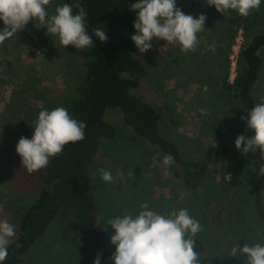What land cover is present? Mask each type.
I'll return each instance as SVG.
<instances>
[{"label":"rangeland","instance_id":"obj_1","mask_svg":"<svg viewBox=\"0 0 264 264\" xmlns=\"http://www.w3.org/2000/svg\"><path fill=\"white\" fill-rule=\"evenodd\" d=\"M176 2L194 18L206 15L199 45L194 52L182 53L179 46L154 38L150 50L140 53L137 49L134 55L142 60L147 73L131 93L161 112V134L175 142L181 153L203 159L207 171L197 187H185L176 176L178 163L174 161L167 169L162 161L153 166V157L159 161L166 153L137 135L125 122L122 110L107 108L104 119L115 126L116 137L103 140L89 168L98 216L105 226L110 216L137 214L144 202L161 214L186 208L202 226L194 237L205 246L199 253L202 264H244L243 256L227 254L236 242L240 246L264 243V217L256 205L259 168L264 162L259 149L243 154L235 147L238 135L254 133L241 119L247 115L240 100L232 99L222 88L227 62L233 81L241 48L264 31V4L242 17L235 11L223 15L206 0ZM63 3L52 0L49 14H55ZM36 23L30 21L0 45V218L15 225L14 240L23 210L40 193L41 174L46 169L29 174L15 145L21 136L31 138L32 125L42 109L63 106L70 110L87 75L79 50L72 45L64 48ZM212 44L214 52L209 50ZM259 54L262 67L253 91L257 103L264 100V46ZM101 168L113 176L118 171L121 175L114 182H104L98 171ZM262 196L264 208V190ZM112 234L111 226H105L107 264H114ZM77 244L67 222L57 216L17 264H81Z\"/></svg>","mask_w":264,"mask_h":264},{"label":"trees","instance_id":"obj_2","mask_svg":"<svg viewBox=\"0 0 264 264\" xmlns=\"http://www.w3.org/2000/svg\"><path fill=\"white\" fill-rule=\"evenodd\" d=\"M135 0H64L83 7L87 13V31L93 35L91 48L79 50L86 61L87 75L80 85L81 95L72 99L69 113L86 123L85 138L64 146L62 153L49 159L41 174L42 187L36 199L23 210L17 238L9 247L4 264H17L43 236L49 224L57 217L67 222L78 242L81 264H93L101 254V264H107L104 225L98 216V204L91 187L90 165L93 163L103 140L116 137L115 126L104 119L107 108L122 110L125 122L135 133L171 154L178 163L185 187L195 188L207 171L206 162L195 156L181 153L177 144L161 134V112L141 97L131 93L140 85L147 69L135 57L137 48L131 40L136 16L131 5ZM235 22V21H234ZM105 30L108 40L101 43L93 30ZM236 37V36H235ZM234 37V38H235ZM264 46V31L252 37L239 52L236 76L230 81V61L223 79V93L240 100L241 107L251 109L257 102L254 86L262 67L259 54ZM264 162V159H263ZM264 176L260 175L256 187V205L264 217L262 192ZM195 250L202 253L204 243L197 238Z\"/></svg>","mask_w":264,"mask_h":264},{"label":"clouds","instance_id":"obj_3","mask_svg":"<svg viewBox=\"0 0 264 264\" xmlns=\"http://www.w3.org/2000/svg\"><path fill=\"white\" fill-rule=\"evenodd\" d=\"M51 3L52 0H0V22L3 23L0 45L35 20L37 27L46 28V34L57 37L64 48L69 45L77 50L91 48L94 41L93 35L87 31L85 9L76 5L79 11L74 12L72 4L63 3L55 8V14H49ZM206 3L223 15L235 11L247 17L252 11L259 10L264 0H206ZM131 8L136 12L133 21L135 32L131 40L140 53L153 47L154 38L179 46L182 53L196 51L199 34L206 28L205 14L195 18L185 14L176 0H135ZM93 34L101 43L108 40L104 28H95ZM209 50L214 52L215 45H209ZM200 111L204 113V109ZM246 111L247 116L241 119L254 134L238 135L235 147L243 154L255 153L259 149L260 158L264 159V100ZM32 126L31 138L21 136L15 145V151L29 174L46 168L49 159L62 153L65 145L85 138L86 123L75 119L63 106L42 109ZM161 161L167 169L174 163V157L164 154L158 161L154 156L153 166ZM98 171L100 178L108 183L121 175L118 171L117 176H113L111 171L103 168ZM259 175L264 176V164L259 168ZM107 225L113 230L110 243L115 246L111 256L114 264H202L203 257L195 250L194 239L202 226L186 208L171 209L161 214L144 202L137 214L110 216ZM15 237V225L7 218H0V264L8 258L9 247ZM227 255L243 256L244 264H264V243H244L240 246L236 242ZM93 264H101V254L97 255Z\"/></svg>","mask_w":264,"mask_h":264}]
</instances>
